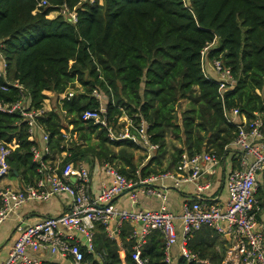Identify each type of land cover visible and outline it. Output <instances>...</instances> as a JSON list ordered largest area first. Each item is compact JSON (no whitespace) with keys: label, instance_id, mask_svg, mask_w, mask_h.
<instances>
[{"label":"trees","instance_id":"obj_1","mask_svg":"<svg viewBox=\"0 0 264 264\" xmlns=\"http://www.w3.org/2000/svg\"><path fill=\"white\" fill-rule=\"evenodd\" d=\"M39 1L0 0L6 63L0 86L16 82L34 110L44 107L45 92L53 95V107L37 123L49 135L52 157L70 154L63 163L108 164L136 182L174 171L183 154L204 151L222 160L237 134L227 124L225 110L238 109L248 122L255 115L264 121V0H46L45 8L38 7ZM61 7L76 13V23L59 15L48 18ZM211 43L206 59H221L237 80L223 100L201 66L202 52ZM76 86L75 95L57 101ZM95 93L105 96L113 128L124 126L116 124L122 116L133 126L140 120L147 124L156 150L144 165L143 158L135 159L140 147L134 142H113L106 129L81 119L84 111L101 106ZM0 99L16 102L19 91L8 86ZM69 126L76 141L61 148V130ZM0 141L14 146L7 158L9 177L17 178L21 189L34 185L39 175L31 160L33 143L19 113H0ZM258 199L263 210L264 192ZM95 230L94 251L107 264H134V242L127 240L131 225L124 224L114 241L102 226ZM219 238L215 229L202 226L187 249L208 264H223L228 248ZM142 257L164 264V239L158 231L147 236ZM177 264L188 263L181 258Z\"/></svg>","mask_w":264,"mask_h":264},{"label":"built area","instance_id":"obj_2","mask_svg":"<svg viewBox=\"0 0 264 264\" xmlns=\"http://www.w3.org/2000/svg\"><path fill=\"white\" fill-rule=\"evenodd\" d=\"M82 1L92 3L94 0ZM38 7H47L46 0H40ZM56 13L73 24L77 21L76 13L67 7H61ZM212 46L214 43L203 50L201 66L206 80L217 83L220 99L223 100L224 95L237 86V80L231 68H226L221 59L210 61L206 59L207 52ZM2 47L0 44V76L5 78L6 63L1 53ZM208 65L213 75L207 74ZM8 86L18 89L19 100L9 103L0 99V113H19L27 123L33 143L30 148L31 160L37 165L39 178L34 185L22 189L0 185V227L10 218L17 217L28 202H46L52 197L68 195L72 203L67 212L58 216L46 218L33 225H19L16 240L0 264H46L40 258L43 251L69 264H107L104 257L94 251L96 225L102 226L106 238L114 241L118 239L124 224L133 227L127 240L134 242L131 253L134 264H150L147 258L142 257V251L151 231H158L164 239V264H172L170 250L178 238L179 254L186 263L208 264L187 249L190 237L202 226L213 228L218 235L230 238L223 264H264V229L258 227L257 220L261 209L258 195L260 191L264 192V121L260 115H255V118L248 122L236 108L224 111L227 124L237 129L230 146L236 150L235 159L238 167L232 169L225 179L227 201L224 204H217L196 199L192 203L182 204L179 216L181 230L178 233L174 215L167 207L166 194L153 185L166 179L175 186L196 182L198 194L206 192L212 188L209 178L219 165L220 159L215 154L204 151L192 157L183 154L174 171L151 175L136 182L127 179L106 164L103 166V172L108 181L92 195L90 192L92 170L89 166L68 161L63 163L61 169L53 167L49 135L37 123V118L51 109L47 110L45 107L39 110L32 109L30 97L16 82H7V85L0 86V91L6 92ZM77 89L78 86L75 90L58 95L57 101L71 98L77 93ZM94 97L100 101L101 106L98 109L84 111L81 114L83 121L106 129L108 137L113 142L132 141L148 153L155 152L156 146L151 144L150 135L147 133L148 126L143 120H140L137 126H133L130 119L122 116L118 118L116 124L123 125V121H126L127 127L115 129L106 118L105 96L95 93ZM61 138L63 140L61 148L63 145L67 147L68 143L76 141L77 134L75 132L72 134V126H69L68 130H61ZM13 148V145L0 141V181L9 177L7 158ZM62 154L64 157L70 156L67 152ZM202 177L204 180L200 182ZM72 178L75 183L71 182ZM123 193H127L132 206L138 203V198L142 195L155 198L158 207L136 211L114 206V199Z\"/></svg>","mask_w":264,"mask_h":264},{"label":"crops","instance_id":"obj_3","mask_svg":"<svg viewBox=\"0 0 264 264\" xmlns=\"http://www.w3.org/2000/svg\"><path fill=\"white\" fill-rule=\"evenodd\" d=\"M207 74L209 76L213 75V71L210 65L207 66ZM45 94L47 96V99L44 103V107L48 110L49 108H51L49 107L50 98L52 97L53 100L54 97L50 92H45ZM122 124L125 128L127 127L126 121H123ZM139 147L140 148L138 150H135V153H144L145 158L141 161V164L143 163L142 165H144L153 156V152L148 153L144 148H142L141 146ZM235 154L236 150L232 146L228 149V153L225 154L224 158L222 160H219V165L217 166V168H215L214 174L209 178L212 188L206 192L198 194L197 189L195 187L196 182L184 183L175 186L173 182L169 181V179H166L162 183H157L153 185L155 188L159 189V191H162L166 194L168 199L167 207L174 215V224L177 228L178 233H180L181 230L179 216L182 209V204L192 203L196 199L205 203L214 202L217 204H224L227 201V189L225 187V179L227 174L232 169L238 167L237 161L235 159ZM64 158L65 157L63 154H61L60 156L52 157L51 161L53 163V167L61 169L63 166ZM84 163L85 165L89 166L92 170L90 192L92 195H95L99 191L101 185L108 181V178L103 172V166H94L88 165L86 162ZM203 180L204 177L200 178V182ZM71 182L75 183L73 178L71 179ZM0 185H9L12 188L21 189V183L17 178L14 179L7 177L0 181ZM71 203L72 199L68 195H61L52 197L49 201L46 202H28L26 205H24L19 211L17 217L14 216L10 218L0 227V263L5 260L9 250L11 249L14 241L16 240L17 227L19 225H33L46 218L58 216L62 213L67 212L70 208ZM113 204L114 206L121 209L136 211L141 209H156L158 207V201L155 198H149L142 195L139 196L138 203L132 206L129 202L127 193H123L117 198H115ZM257 220L259 222L258 227L264 229V209H260L257 215ZM219 237L220 240L225 239V241L227 242L225 244V247L228 248V246L230 245V238L228 236L222 237L220 235ZM118 245L119 255L121 256L120 258H124L125 252L122 248V243L119 242ZM170 254L172 264H177V261L181 259L179 254V238L177 242L173 244L170 250ZM40 258L46 264H69V262L67 261H61L58 257L50 256L45 251L40 253Z\"/></svg>","mask_w":264,"mask_h":264},{"label":"rangeland","instance_id":"obj_4","mask_svg":"<svg viewBox=\"0 0 264 264\" xmlns=\"http://www.w3.org/2000/svg\"><path fill=\"white\" fill-rule=\"evenodd\" d=\"M58 16V13H56V12H51L49 15H48V18H50V19H54L55 17H57ZM53 103H54V99L52 100V97L50 98V101H49V107H53ZM51 108H49V109H51ZM135 159L136 160H139V159H144L145 158V155H144V153H141V152H136L135 153ZM145 163V162H144Z\"/></svg>","mask_w":264,"mask_h":264}]
</instances>
